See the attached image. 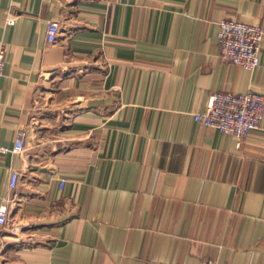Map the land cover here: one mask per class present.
<instances>
[{
	"label": "crops",
	"instance_id": "1",
	"mask_svg": "<svg viewBox=\"0 0 264 264\" xmlns=\"http://www.w3.org/2000/svg\"><path fill=\"white\" fill-rule=\"evenodd\" d=\"M225 17L264 28V0H0V264H264V115L193 116L264 95V37L256 69L222 59Z\"/></svg>",
	"mask_w": 264,
	"mask_h": 264
},
{
	"label": "built area",
	"instance_id": "2",
	"mask_svg": "<svg viewBox=\"0 0 264 264\" xmlns=\"http://www.w3.org/2000/svg\"><path fill=\"white\" fill-rule=\"evenodd\" d=\"M9 22H14L10 19ZM61 23L52 19L48 23L47 40L54 43L60 31ZM264 28L261 25L251 24L225 17L219 22L218 42L220 56L243 68L254 70L260 65V51L262 49ZM7 47L0 39V76L4 74ZM264 115V95L252 90L246 92L212 91L209 94L206 107L193 113L194 119L201 125L230 133L241 139L251 130L261 127ZM26 132L19 129L15 143V150L24 149ZM19 179V173L14 171L10 177L9 186L14 189ZM67 179L60 177V187L63 188ZM0 204V227L8 228L17 233L18 223L10 218L8 203ZM204 264H219L208 259ZM224 264H231L226 262Z\"/></svg>",
	"mask_w": 264,
	"mask_h": 264
}]
</instances>
